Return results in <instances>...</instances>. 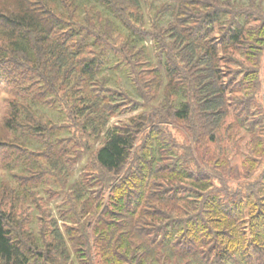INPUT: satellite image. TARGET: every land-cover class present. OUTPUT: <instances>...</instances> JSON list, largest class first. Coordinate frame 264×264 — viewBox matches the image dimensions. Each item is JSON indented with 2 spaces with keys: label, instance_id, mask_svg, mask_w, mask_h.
Here are the masks:
<instances>
[{
  "label": "trees",
  "instance_id": "trees-1",
  "mask_svg": "<svg viewBox=\"0 0 264 264\" xmlns=\"http://www.w3.org/2000/svg\"><path fill=\"white\" fill-rule=\"evenodd\" d=\"M86 1L97 20L81 18ZM248 1L1 0L0 264H264V3ZM56 102L74 121L67 137L46 120ZM125 102L141 111L110 126ZM167 120L195 146H172ZM239 130L252 144L240 164L223 145ZM68 137L89 173L72 185L66 242L26 228L17 204L50 168L70 176L56 152Z\"/></svg>",
  "mask_w": 264,
  "mask_h": 264
},
{
  "label": "rangeland",
  "instance_id": "rangeland-1",
  "mask_svg": "<svg viewBox=\"0 0 264 264\" xmlns=\"http://www.w3.org/2000/svg\"><path fill=\"white\" fill-rule=\"evenodd\" d=\"M244 2H247L248 0H243ZM1 2V0H0ZM249 2V1H248ZM85 3V4H84ZM83 3V7H82V17L87 15L86 13H89V16L93 17L94 20H97V11L93 8V6L88 3L87 1ZM264 3V0H263ZM134 8L131 9V11L133 12ZM148 23L152 22V19L150 18V20H147ZM117 24L115 25V30H114V37L116 44H121L124 43L127 38L129 37V32L121 27L118 22H116ZM150 42L145 43V46L147 47V49H149L150 46ZM137 50V48L135 49ZM149 51H151L149 49ZM110 57L112 55H114V52H110ZM119 59L121 58V56L118 57H114L112 56L110 61H109V65H114L115 60L114 59ZM140 60L142 61L141 66L143 68L147 67V57H140ZM262 62L264 65V55L262 58ZM262 65V66H263ZM262 73H264V66L261 68ZM116 68H108L105 71L106 75H110V82L113 84V86H119L124 85V86H129V88H131L130 85V77H128V74L125 70L119 69L118 71H116ZM147 75V77H152L153 73H145ZM113 76V77H112ZM264 78V77H263ZM164 83V82H163ZM162 83L161 86H159L155 91H154V95L155 97V102H159L163 100V87L164 84ZM262 90H264V86L262 85ZM6 97L5 95H1V98ZM60 102H56L55 106L58 109H50L47 108L46 111V120L49 121L51 123H56L58 125H63V127L60 128V130L57 132L58 135L57 136H61L63 137H67L71 134V132L69 131L72 127H67L66 123L68 124H73L74 121L72 120V118L70 117V115L67 113V110L65 109V107L63 106V104H59ZM80 106H82V103H80ZM131 103L125 102L123 103V105L120 107L122 108V110L120 112L114 113L111 117H110V122L109 125H113L116 124L118 122H124L125 120H127L129 117H131L132 115L140 112L141 110L135 111V112H131L130 110V105ZM4 110H3V103H2V107L0 109V116L3 114ZM109 118V116H107ZM77 120L79 118H76ZM168 122L165 123L166 127H169V132L176 138V144H173L172 146H195V142L193 139L194 135L191 134V136L189 137L188 134L191 132L189 128H187L185 125L186 123H182V122H176L175 123L172 121L170 122V120H167ZM72 130V129H71ZM239 133L237 134V136L235 137L236 141H232V140H228L226 139V141L223 143L224 146H226V149H228V151H230L231 154V158L233 160L234 163H243V161L246 159V155L247 153H249V149L251 148L252 144H251V135L250 133L248 134L247 132H245L244 130H239ZM222 134H224L223 132H221ZM70 137L66 138V140L59 144L56 147V152H62L60 155H64V159H65V163L67 166L64 167L66 169L69 170L70 176L67 174V172H65V174L63 175V177H58L57 175H55L58 171V169H51L50 171H48V174L43 175L42 179H45V182H42L40 184V186L38 187H34L30 190V193L32 194H28L29 196L25 195V197H21L20 201L17 204V210L19 212L18 216L19 217H23L22 219H24V222L26 224V228L32 229L34 230V232L36 233V235H40L39 231H40V226L41 225H45L48 228V232H51V229H55L56 227L59 228V230L61 232H63L66 235V224H71L69 217L72 214L70 212V208H71V198L73 197V183L75 182V180L80 179L82 174H87L89 173L88 171L85 172V165H88L87 161H86V155L81 161L80 163L78 162V156L75 154V150H79L81 144H78L74 139H69ZM145 140L144 137L141 138V141L139 142V146L141 144H143V141ZM178 143V144H177ZM209 143V142H208ZM92 147H94L95 145H91ZM204 146H212L210 144L208 145H204ZM234 146H238L237 150L235 149ZM79 151H77L78 153ZM35 155L31 154V159H35ZM61 164V163H60ZM75 164V165H74ZM70 167V168H69ZM65 169V171H66ZM69 176V178H68ZM10 177V174L5 171L2 166L0 165V180H7ZM65 177H67L66 182L69 183V185H67L66 187H64V179ZM68 180V181H67ZM27 184V183H26ZM71 184V187H70ZM237 183L233 182L231 184V186H233L234 188L237 187L236 185ZM19 186V184L17 185ZM21 187H19L20 189ZM55 190V191H52ZM10 208V204L7 205L6 209ZM43 218V219H41ZM46 232V231H45ZM49 239H51V236H48ZM68 238L66 235V242H67ZM69 243V241H68ZM71 243H69V247ZM73 245V243H72Z\"/></svg>",
  "mask_w": 264,
  "mask_h": 264
}]
</instances>
